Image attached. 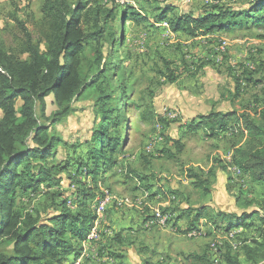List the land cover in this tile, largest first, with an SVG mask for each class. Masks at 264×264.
<instances>
[{"label":"rangeland","instance_id":"1","mask_svg":"<svg viewBox=\"0 0 264 264\" xmlns=\"http://www.w3.org/2000/svg\"><path fill=\"white\" fill-rule=\"evenodd\" d=\"M251 1L224 0L220 4L245 9ZM212 3L202 0H96V5L114 13L107 21L102 48L103 52L113 55L116 63L101 87L98 84L85 92L74 103L72 116L48 132L62 140L48 160L59 165V170L68 168L61 174L66 183L54 187L55 190H67L68 197L74 198L68 201V206L77 210L80 200L77 195L84 191L82 185L92 188L96 194L94 209L103 194L108 192L114 198L102 217L94 220L98 235L95 243L83 242L75 262L112 264L105 261L108 258L104 256L107 247L106 251L112 250L109 253L124 256L127 249L123 248L128 246L126 242L130 239V232L143 219L148 217L152 220L153 209L161 212L178 209L171 219H175L180 210L199 206H208V210L214 213L260 211L256 204L262 199V186L253 183L250 177L232 165L233 151L245 143L246 137L236 132L234 126L226 134L218 136L190 127V124L199 122L200 116L211 112L239 111L242 114L255 110L262 112L264 108V26L250 23L232 32L197 37L187 32L174 33L170 28L169 20L185 13L203 16ZM41 7V0H0V37L8 45H13L15 36H22L18 23L13 20V16L18 15L38 40L35 25L42 18ZM128 7L134 8L147 21L137 24L134 20H126L124 11ZM168 7L171 11L167 19L158 21ZM116 34L117 41L113 43L112 36ZM167 62L170 63V70L167 69ZM89 66L84 67V71L90 72ZM251 73H254V78ZM250 77L252 81L247 82ZM237 78L241 79V93L236 98ZM112 89H117L120 95V114L127 117L129 140L114 156L106 153L105 162L116 160L118 163L106 165L103 174L105 183H102V178L94 181L93 176H88V170L82 169L81 163L89 158L92 145L86 141L92 140L90 134L94 124L100 123L95 114L96 108ZM248 104L250 109L246 110ZM116 106L113 103L110 107L115 109ZM56 109L54 96L48 97L45 116ZM124 126L126 124L121 122L117 127H111L110 135L123 137ZM176 141L184 145L179 154H176ZM165 150H170L175 156L167 155ZM35 161L39 162V159ZM190 169L203 174L207 182L203 187L208 188V193L203 187L194 188V179L188 177ZM126 174H140L147 180L141 181L134 176L130 179ZM76 176L81 182L79 185L74 183ZM144 183L154 186L149 192L160 190L162 197H147L141 189ZM45 193L46 188L43 187L36 195L18 196L19 208L34 216H44V210L51 203ZM260 213L247 223L250 227L234 229L237 235L232 241L225 240L224 231L216 230L213 222L209 221V224L204 219L199 226L203 227V234H187L188 242L183 241L179 249L166 252L167 255L163 256L169 257L170 264H201L196 263L192 256L207 253L212 255L216 264H222L216 261L219 254L215 253L214 247L221 245L220 249H224L229 244L234 253L242 256L244 264H264L261 260H248L243 250L254 238L264 243V212ZM206 222L209 225L205 227ZM174 223L171 220L166 227L156 226L158 228L149 234L136 233L139 239L135 251L139 252L142 246L148 245L149 237L152 236V242L157 240V233L161 230H172ZM198 230L200 232V228ZM124 232L127 234L124 235ZM90 238L93 239V236ZM7 246H2L1 251L7 253L10 250ZM73 257L68 256V263Z\"/></svg>","mask_w":264,"mask_h":264},{"label":"trees","instance_id":"2","mask_svg":"<svg viewBox=\"0 0 264 264\" xmlns=\"http://www.w3.org/2000/svg\"><path fill=\"white\" fill-rule=\"evenodd\" d=\"M41 1L42 18L35 25L38 40L18 15H14L13 20L18 23L22 36H15L13 45H8L0 37V110L3 112L0 121V264H67L69 255L74 259L68 264H75L83 242L93 240L90 236H95L94 220L99 218L93 208L97 196L92 188L82 185L84 191L77 195L80 198L77 210L68 206V201L74 198L68 197L67 190H55V185L66 183L61 174L68 168L59 170V165L48 160L62 142L60 137L48 132L70 118L74 103L90 88L98 84L101 87L107 73L114 67L116 60L113 55L103 52L102 48L107 21L114 13L96 5V0ZM202 1L213 2L205 15L185 13L169 20L172 32H187L197 37L232 32L250 23L264 26V0H252L245 9L222 6L220 3L224 0ZM170 11L169 7L165 8L158 21L166 20ZM124 12L126 20H134L137 24L147 21L132 7ZM116 41L117 34L112 36V42ZM87 65H90L92 76L84 71ZM166 65L170 70V63ZM250 75L253 77L254 73ZM251 77L247 82L252 81ZM240 87L241 79L237 78L236 98L241 93ZM50 96H54L57 109L45 116ZM119 102L117 89H112L96 108L100 123L94 124L90 134L92 140L86 141L92 145L89 158L81 163V168L88 170L87 175L93 176L94 181L102 178V183H105L106 165L118 163L116 160L105 162L106 153L114 156L129 140L127 117L120 114ZM113 103L118 105L115 109L110 107ZM260 105L263 106V102ZM245 109H250V104ZM121 122L126 124L124 136H111V127H117ZM232 126L246 137L242 146L235 147L232 165L250 177L253 183L262 186L263 196L256 206L264 212V108L262 112L255 110L242 114L239 111L211 112L200 116L197 124H190L192 130H203L210 136L226 134ZM175 147L176 154L184 149L180 141H176ZM164 153L175 156L170 150ZM188 174L194 179L192 185L197 190L207 183L203 174L196 170L190 169ZM126 175L130 179L134 176L141 181L147 180L140 174ZM74 183L81 184L78 176ZM43 187L46 188L45 197L51 201L44 210V216H34L19 208L18 196L36 195ZM143 187L148 190L150 184L144 183ZM204 192L208 193V188ZM107 196L108 192L102 195L101 200ZM208 209V206H199L180 210L178 216L170 221L174 220L173 226H176L186 218L189 221L188 234L198 230L201 221L206 219L208 223L213 222L216 230L225 232V240L232 241L237 235L234 229L250 227L247 224L250 219L261 215L260 211L228 214ZM177 210L165 209L162 212L173 215ZM6 245L10 249L7 253L1 251V247ZM243 250L248 260L264 261L262 241L254 238ZM110 254L125 259L121 254ZM218 254L222 264H244L242 256L234 253L229 244ZM192 257L196 263L216 264L212 255L207 253Z\"/></svg>","mask_w":264,"mask_h":264},{"label":"crops","instance_id":"3","mask_svg":"<svg viewBox=\"0 0 264 264\" xmlns=\"http://www.w3.org/2000/svg\"><path fill=\"white\" fill-rule=\"evenodd\" d=\"M3 112L2 110H0V121L3 118ZM187 178V177H186ZM189 182V181H188ZM187 183V182H185ZM150 187H154L152 186V184H150ZM149 188L148 190H146L143 186L141 189H143V191L145 192V195L148 197V195H150V197H157L158 195H160V190H154L153 192H149L152 189ZM154 197V198H155ZM160 197H162V195H160ZM154 210V209H153ZM153 210L151 212V214H153ZM148 219L145 218L142 220L141 223H139L138 227H130L133 229L132 232H130V239L129 241L126 242V244H128L127 248L124 247L123 249H127V252L124 253L125 259H121L120 257H114L113 255H111L109 252L112 250H108L105 249V255L108 258L105 259L106 262H111L112 264H170V259L168 256H163L164 254L167 255V253H169L171 250L173 249H179L181 247V243L184 242H188L189 237L186 236V233L188 232V223L189 221L186 218L181 219V224L174 226V228L172 230H167V228L161 230L162 232H158L156 231L157 235H159V237H157L158 239L152 242V236L149 237L148 240V245L146 246H142L140 248V250H138L139 252L135 251V249H137L138 247H135L137 245V240L139 239L138 236L136 235V233H138V235H140V233H146L149 234V232L153 231V229L158 228V227H151V228H147L146 227V220ZM179 221V222H180ZM204 221V220H202ZM204 225V224H202ZM209 224L204 225L205 227L208 226ZM187 227V228H186ZM103 228V226H101V228L99 227V230L101 231ZM162 234H166V237H163ZM127 232H124V235H126ZM203 236V235H202ZM191 238H195V237H191ZM197 238V237H196ZM122 239L125 240L126 238L124 236H122ZM126 241V240H125ZM91 242L90 240L88 241V243ZM136 242V243H135ZM87 243V244H88ZM92 243L94 244L95 241H92ZM154 243V244H153ZM130 250V253H129ZM134 250V251H133ZM134 252V253H132ZM167 252V253H166ZM131 257H129V254ZM136 258L135 260L132 259ZM168 257V258H167ZM137 262V263H136ZM168 262V263H167Z\"/></svg>","mask_w":264,"mask_h":264},{"label":"built area","instance_id":"4","mask_svg":"<svg viewBox=\"0 0 264 264\" xmlns=\"http://www.w3.org/2000/svg\"><path fill=\"white\" fill-rule=\"evenodd\" d=\"M109 196H110V195H109ZM111 200H112V196H110V199L104 200V205H103V207H96V205H95V208H97L98 210H100V216H101V217H102V214H103V212L105 211V209H106L108 203H109ZM118 206H120V205H118ZM153 214H156V215H157V221H156V223H149V219H148V220L146 221V227H147V228L156 227V226L166 227V226L168 225L170 219H171V216H172V215H170V214H168V213L164 214V213L161 212L160 210H154ZM203 230H204L203 227H200V233L203 234ZM224 233H225V232H223V234H224ZM235 233H236V232H235ZM186 236H188V235L186 234ZM97 238H98V235H97V229H96V226H95V236H94V238H93L92 241L96 240ZM92 241H91V242H92ZM89 243H90V242H89ZM220 246H221V245H216V246L214 247V251H215L216 254H218V252H219V250H220ZM216 261L218 262V261H219V258L216 259ZM80 263H81L80 260H78L77 262H75V264H80Z\"/></svg>","mask_w":264,"mask_h":264},{"label":"bare ground","instance_id":"5","mask_svg":"<svg viewBox=\"0 0 264 264\" xmlns=\"http://www.w3.org/2000/svg\"><path fill=\"white\" fill-rule=\"evenodd\" d=\"M107 199H110V196H107L106 198L102 199V200L97 204V207H103V205H104V200H107ZM112 199H114V198H112ZM96 211H97V215H98V217L101 218V216H100V210H98V209L96 208ZM154 215H155V217H154L152 220H149V223H156V221H157V215H156V214H154ZM199 233H200L199 230H193V231H190V233H188V235H189V236H198Z\"/></svg>","mask_w":264,"mask_h":264}]
</instances>
